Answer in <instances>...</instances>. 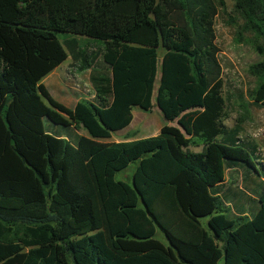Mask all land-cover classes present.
I'll use <instances>...</instances> for the list:
<instances>
[{
  "label": "trees",
  "instance_id": "1",
  "mask_svg": "<svg viewBox=\"0 0 264 264\" xmlns=\"http://www.w3.org/2000/svg\"><path fill=\"white\" fill-rule=\"evenodd\" d=\"M233 3L228 24L264 43V0ZM219 9L0 0V264H264V166L223 124ZM258 50L251 98L264 106ZM68 58L93 88L73 108L42 84ZM153 97L177 126L113 142ZM135 161L131 185L114 179Z\"/></svg>",
  "mask_w": 264,
  "mask_h": 264
},
{
  "label": "rangeland",
  "instance_id": "2",
  "mask_svg": "<svg viewBox=\"0 0 264 264\" xmlns=\"http://www.w3.org/2000/svg\"><path fill=\"white\" fill-rule=\"evenodd\" d=\"M225 5L226 9H219L214 25L215 42L219 49L218 59L222 66V95L225 100V119L223 120V124L228 128H238L240 136L252 142L257 147L260 161L263 162L264 166V106L255 104L251 98V92L257 85V78L249 71L250 66L262 60V55L258 49L264 48V43L263 40L253 34L241 33L237 25H229L227 14L233 13V0H225ZM59 36L60 38L65 37L64 35ZM76 37L82 45L87 44L84 37ZM88 47L91 51L97 50L95 44L90 43ZM68 69L69 72L74 74L75 80L82 85L86 84L90 89L89 93L76 92L70 86L71 88H68L69 94L73 97L80 95L87 99L91 98L93 88L89 81L90 71L79 72L73 66L71 60ZM48 87L50 90L52 89L51 85ZM152 103L154 106L148 112L142 111L138 107L133 108V113L142 115L145 119L153 121L151 128L145 130L137 128L134 124L133 128L138 133L134 135L135 137H131L133 140L140 139L143 136L142 134L146 132L147 134H153L156 125L163 122L162 115L155 106V97H153ZM165 124L177 126L176 122H165ZM81 134L86 135V132L81 130ZM191 149L195 152L200 151V148ZM137 164L138 161L130 163L124 170L116 173L114 179L131 185L132 175ZM206 222L207 218H203L202 224L204 226H206ZM155 238L163 244L167 243L159 229H157ZM70 264L72 263L70 262ZM218 264H223L222 259Z\"/></svg>",
  "mask_w": 264,
  "mask_h": 264
},
{
  "label": "crops",
  "instance_id": "3",
  "mask_svg": "<svg viewBox=\"0 0 264 264\" xmlns=\"http://www.w3.org/2000/svg\"><path fill=\"white\" fill-rule=\"evenodd\" d=\"M64 63L66 64L63 65ZM64 63L61 64L56 69H54L48 76H46L42 80V84L48 89L50 95L52 96L54 100H56L57 102L63 104L64 106L68 108H73L80 99L85 98V97L80 96V95L78 97H73L71 96V94H69L68 88H71L70 87L71 86V80H70L71 75L68 69V65L70 64V59L68 58ZM87 72H89V70H87ZM45 80L47 83L45 82ZM49 85H51L52 87L51 90L48 87ZM134 124L137 126V128H142L143 130H145V129L151 128L153 121L145 119L142 115L133 113V110H132V121L130 122L129 126L123 131L117 133L116 135L112 134L111 140L113 142H120V141H123L128 136L135 137L134 135L138 133V131L135 128H133ZM164 125H168V124H165V121L163 119V122H160L156 125V128L153 134H147L146 132L145 134H142L143 136H141V138H146V137L157 135L160 129Z\"/></svg>",
  "mask_w": 264,
  "mask_h": 264
},
{
  "label": "built area",
  "instance_id": "4",
  "mask_svg": "<svg viewBox=\"0 0 264 264\" xmlns=\"http://www.w3.org/2000/svg\"><path fill=\"white\" fill-rule=\"evenodd\" d=\"M71 77V87L73 90L77 91V92H83V93H89L90 89L86 86V85H82L80 84L77 80H75L74 78V74L69 72Z\"/></svg>",
  "mask_w": 264,
  "mask_h": 264
}]
</instances>
